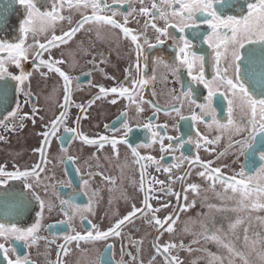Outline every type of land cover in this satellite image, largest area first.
I'll return each mask as SVG.
<instances>
[{
	"label": "flooded vegetation",
	"instance_id": "1",
	"mask_svg": "<svg viewBox=\"0 0 264 264\" xmlns=\"http://www.w3.org/2000/svg\"><path fill=\"white\" fill-rule=\"evenodd\" d=\"M15 2L20 8V15L16 18L14 25H11L13 17H0V41L17 42L19 37V25L26 18V12L18 0H15ZM107 2L112 4V0H107ZM151 2L152 0H145V5L151 7ZM221 3H225V0H221ZM241 4H244V0H230V4L225 3L224 14L226 16L234 15L237 18L241 14H246V4L243 9L240 7ZM38 5L41 11H49L52 7L51 0H38ZM132 6L137 9L140 7L139 3L135 2ZM113 7L118 10L115 19L122 21L123 17L119 13H127L129 10L128 4L125 3L123 6L113 5ZM90 13L91 9H88L86 14ZM62 15L70 17L72 24L70 25L67 20L56 23L58 26V30H55L56 35H61L63 31L68 30L69 27L81 19L80 11L69 9L66 5ZM134 16L135 19L129 18L130 23L127 26L132 30L140 31L144 27L146 18L136 14ZM155 22L160 27L164 26L163 20H156ZM197 23L199 27L186 29L185 35L193 45L192 51L206 58L205 76L210 80L214 74L211 63L212 49L203 43V38L208 29L207 25L199 20ZM169 31L177 37L180 35L175 29H169ZM51 35L52 32H46L38 35L36 39L44 42ZM144 35L150 43H156V33L150 27ZM143 39L142 36L140 38L142 44ZM161 39H164V43L155 48H148L147 45H143L144 56L139 61L140 75L141 78H147L150 82L138 90L137 99L143 97L141 106L144 108V111L140 114H137L135 104L130 105V101L125 97L110 94L105 98L95 99L98 94L97 86L111 88L121 83L125 86L130 85V80H125V69L136 63L135 48L131 44L130 38H124L118 29L98 28L95 24H89L85 26V29L77 32L68 44L51 49V55L64 61L60 65L62 70L73 78L70 97L71 106L68 110V127H76L74 121L80 116L79 131L84 135L90 138L106 135L109 138L125 139L123 136L125 130L122 127L125 117H122L121 113H126L131 128L126 137L127 143H121L117 146L118 158L113 157L111 145H106L103 150L97 153L94 147L83 145L79 140L69 139L70 134L63 132V128L56 132L48 150L50 159L60 156L73 158L72 161L66 160L65 162L53 159V163L47 166V176L53 178L48 182L58 186L60 199L67 200L74 192H80V195L73 202L81 206L86 205L88 196H85L81 191L82 177L87 179L89 172H102L105 176L115 178V190L111 192L109 191L111 186L103 181L99 175L90 179V190L92 192L98 191V196L95 197V214L88 215L86 213L85 215H87V219H90L92 223L98 225L101 229H107L117 219L126 215L133 204L137 207L142 206L143 193L139 191L140 171L139 166L133 163L134 158L131 154V148L133 147L137 148L141 155H151L160 161L161 168L170 167L172 176L180 175L190 167L188 162L184 161L181 167L172 168L171 166L176 162L173 160V156L177 159L182 158V156L191 159L198 155L203 162L213 161L212 167H221L222 172L227 175H234L243 169L246 175L255 176L256 170L261 165L259 156L264 151V147L260 145L259 137L256 141H253L256 150L249 149L244 154H240L239 148L233 143L235 140L241 139L246 133L233 135L231 141L225 134L218 143L209 145L210 151H205L203 147L200 149L195 147L194 142L197 139V131L208 139L221 135L215 124L212 123L211 113L204 115L201 109L197 107V105H207L208 89L203 84L191 81L186 69L180 70L177 79L168 73L162 65L155 63L157 58L163 59L169 64L175 62L177 48L174 47V42L164 37H161ZM27 43H33L31 37H29ZM247 47L246 45V48L242 50L241 64L243 67L250 66L249 61L243 59V53L246 52ZM36 51L35 47L29 49L28 59L22 62V68H17L13 64L5 65L9 75L6 77L8 85L6 95L0 97V120H3L5 124L14 126L15 129L9 131L0 126V136L4 137L3 140H0V165H6L8 170H13L14 165L23 170L39 161L40 154L38 151H34L39 147L42 139L39 133L45 131V124L61 111L59 104L63 103V81L56 73L48 72L46 67L42 66L37 69L36 65L39 61L34 59ZM48 56L49 52H44L42 58L47 59ZM144 57H147V59ZM124 59L125 63L123 62ZM262 59L264 58L257 52V56L252 61V65L256 69V75L246 85L255 90L257 99H264V75L260 73ZM21 71L30 74L23 85L25 91L31 94L27 103H25V95L18 94L15 90L17 82L10 79V75H20ZM132 75L133 77L137 75L134 67ZM153 75L156 76L155 81L150 79ZM162 75L166 78L167 83H161ZM2 83L4 81L0 80V84ZM190 89L192 92L191 98L181 96V93H187ZM214 91L217 94L212 99L211 107L215 112L216 119L226 124L229 119L228 99L219 95V92L225 91V89L220 87L214 89ZM173 95L180 96L179 102L172 99ZM113 98L117 100L115 104L110 103ZM229 98H231L230 95ZM90 101H94V103L87 107ZM191 101H194V103ZM173 104L180 107V115L172 110L171 106ZM17 105L20 106L19 109ZM76 105L86 106L87 111L81 113ZM153 105H158L161 111L155 113ZM33 106L38 110L35 123L30 118L21 121L20 116L32 115ZM13 111H17V117L9 116V113ZM193 113L198 117H203L207 123H201L199 120L193 122L191 119ZM180 116L185 118L181 119ZM5 117H8V119L4 120ZM233 118L239 121L240 119L246 120L248 117L242 116L239 111H236ZM149 120L153 125V130L158 131L165 137L163 141L165 145L168 144L167 136H173L180 138L183 147L175 152L165 151L162 153L159 142L152 143L151 132L143 127V124ZM21 123H23L22 128L20 127ZM158 125H166V127L158 128ZM189 138L194 142L187 143ZM156 139L159 141V137ZM175 143L176 140H173V144ZM146 144H151V147H138ZM230 144H232L231 148H229ZM62 147L67 149L66 153L60 152ZM222 152L225 154L219 156V153ZM93 153H96L97 158H91ZM161 156H163L162 160ZM53 164L55 167H53ZM225 165L227 167H224ZM156 167L157 165L154 164H149L146 167L145 186L147 187V182L155 178L165 181L164 187H171L172 192L179 193L180 196L178 199L175 195L161 196L159 191L153 193V195L161 197L159 200L152 199L150 201L153 207H159L162 202H170L171 205L169 208L161 210L158 214L161 218L168 215L179 205L191 204L194 201V206L189 207L186 211L179 212V219L174 225V232L172 234L165 232L160 237L159 243L164 244L171 241L180 244L182 242L185 249L190 246L192 249L190 252L187 250H174V253L183 261V264L188 262L189 264H196V262L209 264L211 259L209 253L218 256L224 250L216 243L206 240L204 238L205 232H216L217 230L228 232L229 225L240 218L243 223L239 229L240 238L235 243L241 251L249 254L250 259H255L254 254H251L253 247L251 241L244 240L243 228L249 229L248 235L250 237H254L256 233H264V224L259 223L257 220V217L264 218V210L250 211L237 208L239 194L234 195L230 190L227 195L233 197L232 199L226 200L218 197L217 194L223 192L222 186L217 183L214 190L210 188V182L197 176V172L202 170L198 166L191 168V175L183 184L177 180L170 185L168 184L170 174L164 173L162 170L157 172ZM77 168L80 169L79 174L76 171ZM10 183L14 185L16 190H20V181ZM191 183L198 184L200 186L199 191L197 194L189 191L187 200H184L185 193L183 189ZM254 184H264V178L255 176ZM67 185H71V187ZM160 187L161 185H155L156 189ZM35 190L46 202V205L51 202V211H48L46 207L41 214L39 204L32 200L31 204L17 215V201L0 199V223L15 224L19 228L27 229L39 220L40 230L37 235L40 239L38 242L35 245H26L23 241L15 239L5 242L3 238H0V242H4L5 247L8 248L7 255L9 259L15 260L18 257L22 259L24 256H28L34 264H50V262L54 264L58 244L63 242V237L66 234L71 233L68 225L61 223L67 218L60 210V202L56 199L55 194L51 191L45 192L43 185ZM110 198L112 200L111 204L109 203ZM28 199H31V197H28ZM249 216L251 219H248ZM71 225L72 228L82 233L88 227L87 220L81 221L79 216L72 220ZM124 232L128 234V237L123 241L125 253L123 259L125 261H130L131 256H137V248L129 243L132 240L142 242L139 245L140 250L136 264H165L164 255H156L152 245L156 232L150 224L144 222L143 218L127 224L124 227ZM228 235L231 238V233H228ZM53 240L56 243L49 244V241ZM197 240L199 242L195 243L194 241ZM109 243H113L114 247L106 256L101 255L104 251V243L98 242L95 246H86L89 249L87 253L74 251L65 257V260L67 264H95L96 261L108 264L111 260L118 261L121 258V241L116 239L109 241ZM154 255L156 259L152 261ZM0 264H8L3 254H0ZM215 264H220V262L215 261ZM233 264H235V258Z\"/></svg>",
	"mask_w": 264,
	"mask_h": 264
},
{
	"label": "snow or ice",
	"instance_id": "2",
	"mask_svg": "<svg viewBox=\"0 0 264 264\" xmlns=\"http://www.w3.org/2000/svg\"><path fill=\"white\" fill-rule=\"evenodd\" d=\"M19 4L24 8L26 12V18L19 25V37L17 42L0 41V80L4 83L0 84V97L6 95L7 91V79L9 75L7 73L6 64H13L17 68H22V62L28 59L29 49L36 48L34 59L38 60L36 67H46L48 72L56 73L59 78L63 81V103L59 104L61 111L54 115V117L45 124V131L39 133L42 137L40 145L34 151H38L40 154L39 161L33 166L25 169H20L17 166H13V170H8L6 165H0V199L4 200H15L18 202V208L16 214H20L24 209L31 204L32 200H35L39 204L41 214L47 207L48 211L52 210V204L46 202L37 194L36 188L43 185L45 192H53L56 199L60 202V210L67 218L61 223L68 225L71 234H66L63 237V242L57 246L56 260L54 264H67L65 257L74 251H80L81 253H87L89 250L86 246H95L98 242L104 243V251L101 255H108L113 250L114 244L109 241L119 239L121 241V258L111 260L108 264H136L139 255V245L142 242L132 241L129 243L137 248V256H131L130 261L123 259L124 249L123 241L128 237V234L124 232V227L127 224L133 223L136 219L143 218L146 224H150L156 236H154L152 245L156 255H164L165 264H183V261L178 255L174 253L179 250L192 251L189 246L185 249L184 244H176L173 242H166L164 244L159 243L160 237L165 233L172 234L174 232V225L179 219V212L186 211L189 207L194 206V201L191 204L179 205L174 208L172 212L161 218L158 214L162 209L169 208L170 202H162L159 207H153L150 203L152 199H160L161 197L153 195L154 192L159 191L161 196L163 195H175L179 199V193H174L171 187H164L165 181H161L153 178L148 181V186H145L146 179V167L149 164L157 165L156 171H163L164 173H171L170 167L160 166V161L156 160L151 155H141L137 148H131V154L134 158L133 163L139 166L140 171V185L139 191L143 193V199L141 201V207H137L135 204L132 205L131 210L123 217L117 219L107 229H101L98 225L92 223L90 219H87V215L95 214V197L98 196L97 192H92L89 187L90 179L96 175H99L103 181L109 184V191H114L115 178L105 176L102 172H89L88 178L83 179L81 185V191L85 196H88V203L86 205H79L73 201L80 192H74L67 200L60 199L58 186L51 184L48 181L53 179L47 176L48 165L53 163V159H59L61 162L66 160L72 161V157H53L49 158V148L52 143V138L55 137L57 131L63 128V132L69 133V139L79 140L83 145L94 147L98 152L103 150L106 145H111L113 157L119 156L118 144L127 143L126 137L131 131L127 120V114L121 113L122 117H125L122 127L125 130L123 136L125 139L109 138L106 135H99L94 138H90L79 131L80 116L74 121L76 127H68L67 120L69 118V108L71 106V84L73 78L62 70L60 65L64 63L62 59H56L51 55V49L59 48L61 45H66L74 37L77 32L85 29L86 25L95 24L98 28L110 27L111 29H118L124 38H130L131 44L135 48L136 63L135 65L129 66L125 69V80H130V85L125 86L123 83L113 86L111 88H105L103 86L98 87V94L95 97L96 100L105 98L107 96L114 95L125 97L130 101L131 104H135V110L137 114L144 111L141 106L143 103V97L137 99L138 90L141 87L146 86L150 81L147 78H141L139 61L144 56L143 45H147L148 48H155L160 44L164 43V37L171 39L174 42V47L177 48L175 62L167 63L163 59L157 58L155 63L162 65V67L177 79L181 69H186L188 76L191 81L197 84H203L208 89V96L206 100L207 105H197L201 109L204 115L211 113L212 123L215 124L217 130L220 131L221 135L216 136L213 139L204 137L199 131H197V139L195 142L189 138L187 143H195V147L200 149L204 148L205 151H210L209 145L216 144L220 141L221 137L227 134L228 139L231 141L233 135L240 133H246L241 139L235 140L233 143L239 148L240 154H244L245 151L251 149L255 151V145L253 141H256L259 137V143L264 147V99H257L255 90L247 87L246 85L256 75V69L252 65V61L259 55L264 58V0H244V4L240 7L243 9L246 4V14H241L239 18L234 15H225L224 7L225 3L230 4V0H225V3H221V0H152L151 7L145 5V0H112V4H109L107 0H51L52 7L49 11H41L38 0H18ZM139 3L140 7L134 8L133 3ZM125 3L128 4L127 13H119L123 17L122 21H118L115 17L118 14L117 8L113 5L123 6ZM65 5L69 9H75L81 12V19L77 21L73 26L69 27L68 30L63 31L61 35L55 34V25L60 21L67 20L71 25L72 21L70 17L62 15V11ZM178 5V7H177ZM219 5V7H217ZM91 9L90 14H86L87 10ZM109 13H111L109 15ZM145 17V23L143 29L135 31L130 29L127 25L130 23L129 18L135 19V16ZM156 20H163L164 26L160 27L155 22ZM207 25L208 32L203 38V43L212 49L211 63L213 67V76L211 79H207L205 76L206 58L204 56L197 55L192 51L193 45L186 38L185 30L188 28H198L199 24L197 21ZM151 28L156 33V43L152 44L149 42L147 37L144 35L148 28ZM169 29H175L176 32L180 33L179 37L172 34ZM48 31L52 32L50 38L44 42H40L36 37L40 34H44ZM99 37V32L97 33ZM144 37L143 44L140 42V38ZM29 37L32 38L33 43H27ZM247 47L246 52L243 53V59L249 61L248 67H243L241 64L242 50ZM44 52H49L47 59H43ZM147 59V57H144ZM226 61V63H225ZM133 67L137 75L133 77ZM260 73L264 75V59L260 64ZM30 74L21 71L20 75H10V79L16 81L15 90L18 94H23L26 97L25 103L31 97L29 92H26L23 85L28 80ZM46 75V74H42ZM114 79V78H113ZM151 81L156 80V76L153 75ZM91 83V82H89ZM161 83H167L166 78L161 76ZM79 87V85H77ZM223 87L225 91L219 92V95L228 99V112L229 119L227 123L219 122L215 117V112L211 107L212 99L217 94L214 89ZM155 95V93H154ZM191 89L187 93H181V96H188L191 98ZM229 95L231 98H229ZM172 99L179 102L180 96H172ZM117 100L115 98L110 100V103L115 104ZM194 103V101H191ZM94 101H90L87 107H90ZM19 105L17 108L19 109ZM80 109L81 113L87 111V107L84 105H76ZM155 113L161 111L158 105H153ZM172 110L180 115V107L173 104ZM207 109V111H205ZM239 111L242 116L248 117L240 119L239 121L233 118V114ZM38 110L33 106V113L31 116L25 114L20 116L19 119L23 121L25 118H30L35 123V116ZM154 113V114H155ZM167 114V112H166ZM17 111L9 113L11 117H17ZM86 118V117H85ZM181 119L185 117L180 116ZM5 117L4 120H7ZM42 119V118H41ZM119 119V118H118ZM191 119L193 122L199 120L201 123H207L203 117H198L193 113ZM0 126L6 130L14 131V126L5 124L3 120H0ZM211 126V125H209ZM20 127H23L21 123ZM143 127L151 132L153 140L152 143L159 142L161 152L170 151L175 152L179 148L183 147V142L179 137L167 136L168 144L163 143L165 137L162 136L158 131L153 130L151 121L143 124ZM159 127H166V125H158ZM159 137V141H157ZM4 137L0 136V140ZM57 139H59L57 137ZM173 140L176 143L173 144ZM138 147H151V144L141 145ZM232 144L229 145V148ZM66 148H61V153H66ZM225 153H219V156H223ZM91 158H97L96 153L92 154ZM163 156H161V160ZM173 160L176 161L171 167L179 168L187 161L189 168L180 175L172 176L169 175L168 184L170 185L174 181H180L181 184L191 175V168L199 167L202 170L197 172V176L202 180L209 183V187L213 190L215 185L218 183L222 186L223 192L218 193V197L222 199H232L227 195L229 190L231 193L239 194L237 200V208L248 209L250 211L264 210V184H254L255 176L264 178V151L260 153L259 160L261 165L256 170L255 176L246 175L243 169L236 172L234 175H227L222 172L221 167H212L213 161L203 162L197 155L194 158L183 157L177 159L173 156ZM87 163V161H85ZM99 166V165H98ZM53 167L55 165L53 164ZM224 167H227L225 165ZM77 173H80V169H76ZM44 174V175H42ZM20 181L21 188L16 190L14 185L10 182ZM161 185L159 189L155 188V185ZM71 187V185H67ZM199 185L196 183L188 184L183 189L185 195L184 200H187V193L191 191L193 194H197L199 191ZM31 197V199H28ZM112 200L109 199L111 204ZM210 207H212L210 205ZM79 216L81 221L87 220L88 227L83 231H77L72 228V220ZM248 219H251L249 216ZM259 223L264 224V218L257 217ZM242 220L237 218L234 223L229 225L228 232L217 230L216 232L206 231L204 238L206 240L216 243L224 251L220 255H213L209 253L211 259L209 264H215V261H219L220 264H233L234 258H240L243 264H264V233H256L254 237L248 235L249 229L243 228L244 240L251 241L253 247L251 254H254L255 259H250L249 254L241 251L235 243L240 238V226ZM40 230L39 220L27 229L17 227L15 224L6 225L0 223V238H3L5 242L10 239L23 241L26 245H35L40 237L37 233ZM228 233H231L229 238ZM198 243L199 241H194ZM56 243L55 240L49 241V244ZM258 245V247H257ZM8 248L5 247L4 242H0V254L4 255V259L7 260L8 264H34V262L28 257L24 256L16 258L15 260L9 259ZM156 256L152 257V261H155ZM53 264V262H50ZM95 264H102L101 261H96Z\"/></svg>",
	"mask_w": 264,
	"mask_h": 264
},
{
	"label": "water",
	"instance_id": "3",
	"mask_svg": "<svg viewBox=\"0 0 264 264\" xmlns=\"http://www.w3.org/2000/svg\"><path fill=\"white\" fill-rule=\"evenodd\" d=\"M19 15L20 8L15 0H0V17H13L11 25H14Z\"/></svg>",
	"mask_w": 264,
	"mask_h": 264
},
{
	"label": "rangeland",
	"instance_id": "4",
	"mask_svg": "<svg viewBox=\"0 0 264 264\" xmlns=\"http://www.w3.org/2000/svg\"><path fill=\"white\" fill-rule=\"evenodd\" d=\"M55 30H58V26H57V25H55V29H54V31H55ZM48 32H51V31H48ZM48 32H47V33H48ZM89 39H91V38H89ZM123 62H124V63L126 62L125 59H124ZM175 239H177V238H175ZM146 245H147V244H146ZM239 248H240V247H239ZM240 250H241V249H240ZM187 264H189V262H188ZM196 264H203V263H197V262H196ZM235 264H243V261H242L240 258L237 257V258H235Z\"/></svg>",
	"mask_w": 264,
	"mask_h": 264
}]
</instances>
